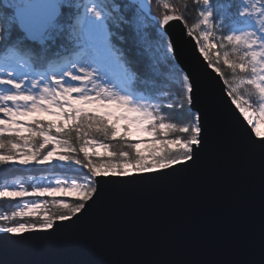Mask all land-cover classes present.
Instances as JSON below:
<instances>
[{"label": "snow or ice", "instance_id": "snow-or-ice-1", "mask_svg": "<svg viewBox=\"0 0 264 264\" xmlns=\"http://www.w3.org/2000/svg\"><path fill=\"white\" fill-rule=\"evenodd\" d=\"M174 21L195 67L177 59ZM205 84L264 170V139L243 126L264 121V0H0V168L42 173L0 186V240L72 229L106 189L200 171ZM235 264H264V225L260 261Z\"/></svg>", "mask_w": 264, "mask_h": 264}, {"label": "water", "instance_id": "water-1", "mask_svg": "<svg viewBox=\"0 0 264 264\" xmlns=\"http://www.w3.org/2000/svg\"><path fill=\"white\" fill-rule=\"evenodd\" d=\"M170 34L177 59L186 66L195 63L180 22H172ZM221 95L205 84L201 102L210 105V154L200 171L174 182L106 189L101 205L72 229L27 243L0 240V264L259 262L264 170L259 155L249 156ZM243 126L257 143L264 139L245 121Z\"/></svg>", "mask_w": 264, "mask_h": 264}, {"label": "trees", "instance_id": "trees-1", "mask_svg": "<svg viewBox=\"0 0 264 264\" xmlns=\"http://www.w3.org/2000/svg\"><path fill=\"white\" fill-rule=\"evenodd\" d=\"M175 2L182 6L185 3V0H175ZM30 175L34 177H39L40 175H42V173L38 169H30L28 171H23L12 167L0 168V185L3 183L10 182L14 179H23L25 185L28 186L30 183H28L29 181L27 180V177ZM17 202L19 201H14L13 205ZM11 208L12 206L8 203V200L0 199V212H3L5 210L10 211Z\"/></svg>", "mask_w": 264, "mask_h": 264}, {"label": "rangeland", "instance_id": "rangeland-1", "mask_svg": "<svg viewBox=\"0 0 264 264\" xmlns=\"http://www.w3.org/2000/svg\"><path fill=\"white\" fill-rule=\"evenodd\" d=\"M254 134H255L256 136H258V137H264V121H261V122H259L258 124H256ZM12 181H13V180H12ZM12 181L7 182V183H3V184H1L0 186H3V185H5V184H11ZM28 183H31V182H28ZM25 186H26V185H25ZM69 198H74V197H69ZM0 199H6V200H8V198H0ZM16 201H19V202H20V198H16ZM24 219H34V218H32V217H26V218H24Z\"/></svg>", "mask_w": 264, "mask_h": 264}, {"label": "bare ground", "instance_id": "bare-ground-1", "mask_svg": "<svg viewBox=\"0 0 264 264\" xmlns=\"http://www.w3.org/2000/svg\"><path fill=\"white\" fill-rule=\"evenodd\" d=\"M246 122V121H245ZM247 123V122H246ZM256 126V125H255ZM250 127V126H249ZM251 128V130L253 131V132H255V128L253 129L252 127H250Z\"/></svg>", "mask_w": 264, "mask_h": 264}]
</instances>
